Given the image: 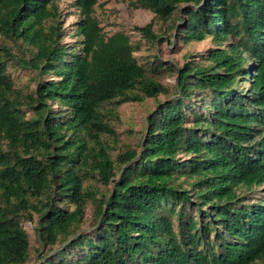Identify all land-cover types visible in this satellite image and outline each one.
I'll use <instances>...</instances> for the list:
<instances>
[{
  "label": "trees",
  "instance_id": "obj_1",
  "mask_svg": "<svg viewBox=\"0 0 264 264\" xmlns=\"http://www.w3.org/2000/svg\"><path fill=\"white\" fill-rule=\"evenodd\" d=\"M59 1L0 0V264L30 260L24 219L54 251L36 264H264V198L248 196L264 192V0H131L163 35L218 43L203 64L192 54L149 68L140 42L104 31L99 0L74 1L65 42ZM136 29L164 38L153 20ZM19 66L36 71L35 88L17 86ZM163 66L178 94L147 116L141 149L115 160L107 118L166 93Z\"/></svg>",
  "mask_w": 264,
  "mask_h": 264
},
{
  "label": "rangeland",
  "instance_id": "obj_2",
  "mask_svg": "<svg viewBox=\"0 0 264 264\" xmlns=\"http://www.w3.org/2000/svg\"><path fill=\"white\" fill-rule=\"evenodd\" d=\"M75 0H60L59 6L62 12L61 20L62 26L65 28L68 35L64 38L65 42L70 44L76 40L75 28L76 21L78 20V9L74 6ZM95 15L99 18L101 26L104 31L111 35L118 31H123L131 36L134 43L140 42V48L134 52V55L139 59L141 63L151 67L154 64L164 63L166 65H177L182 67L187 61L191 60L190 55H196L193 59L196 62L204 63L207 61L204 57L212 48H216L218 43L210 36L203 41H191L185 43L182 39L178 40L174 35L176 29H173L171 33H165L167 25L162 21L155 18L153 12L145 8H135L131 0H99L96 5ZM153 20V30L156 34L164 36L154 43H150L144 39L142 33L136 29V26H144ZM166 38H168L166 40ZM165 39V40H163ZM225 46L228 43H224ZM200 54V55H199ZM190 56V57H189ZM208 62V61H207ZM165 71L163 74H157V78L168 88L166 93H161L157 98L144 97L142 101H128L119 106H115V113L112 117L107 118L110 124L115 129L116 135L112 136L109 133L104 134L103 140L107 139L112 146V156L116 160L117 157L128 148H133L137 151L141 149V142L143 135L146 131V118L150 112L154 111L159 102L163 103L170 98H174L178 94L177 86V73L170 72L167 67L163 66ZM13 72V76L16 80V84L27 90L35 88L38 75L32 68L24 67H10ZM152 72L149 70V73ZM51 76V77H48ZM53 78L52 74L45 75L44 78ZM194 100H196L194 98ZM114 105H108V108H113ZM55 109H58L55 106ZM30 114V112L28 113ZM183 179V178H182ZM93 184L99 188L103 194H109L113 183L110 185H104L94 180H87L85 184ZM248 196L252 200L255 198L263 197V189L249 193ZM73 209L74 206L72 205ZM94 208L91 203L88 204L85 220L81 227L84 230H90L92 224L95 221L93 216ZM35 217H37L36 214ZM23 225L30 232L31 238V251L30 260L26 264H36L39 260V249L41 253L53 254L54 251L50 250V247H43L39 241V237L35 231L36 221L24 219Z\"/></svg>",
  "mask_w": 264,
  "mask_h": 264
}]
</instances>
